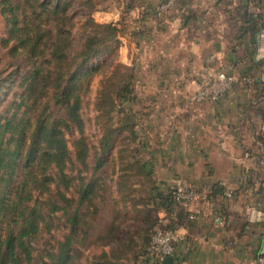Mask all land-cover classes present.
<instances>
[{"label": "trees", "instance_id": "trees-1", "mask_svg": "<svg viewBox=\"0 0 264 264\" xmlns=\"http://www.w3.org/2000/svg\"><path fill=\"white\" fill-rule=\"evenodd\" d=\"M75 3L87 13L78 21L69 13ZM240 3L234 8L238 14ZM94 8V0H0V46L9 47L11 56L22 55L25 63L20 74V66L5 77L0 70V89L15 73L18 81L13 99L0 111V264H80L82 255L76 245L88 236L108 199L97 172L107 164L113 147L119 148L121 161L113 170L119 172L114 181L117 195L108 193L113 216L99 239L113 242L119 236L128 214L125 208L134 212L132 219L139 220L140 226L126 231L122 251L101 250L86 256V264H124L118 259L127 250H133L134 264H159L148 255L157 223L151 215L164 212L169 219L166 226L171 228L184 224L188 216L173 187L156 177L160 143L149 136L144 106L134 108L141 99L139 75L133 68L123 73L115 68L105 79L104 84L116 77L117 89L114 94L105 90L106 85L99 90L95 118H110L114 112L119 117L114 126L103 127L98 146L88 145L81 91L82 80L93 69L86 65L110 54L120 43L112 23L93 18ZM125 13L124 9L122 20ZM154 15L157 17L156 11ZM243 16L246 29L255 37L264 27V14L245 10ZM191 17L185 12L182 23ZM138 33L141 29L131 34ZM54 107L63 115L53 117ZM63 127H74L78 133L71 141L73 153ZM71 169H75L74 175ZM223 192L224 187L215 183L205 193L208 199ZM62 215L66 216L62 227L67 229L62 237L34 247L32 238L41 232L51 236L61 226Z\"/></svg>", "mask_w": 264, "mask_h": 264}, {"label": "crops", "instance_id": "crops-1", "mask_svg": "<svg viewBox=\"0 0 264 264\" xmlns=\"http://www.w3.org/2000/svg\"><path fill=\"white\" fill-rule=\"evenodd\" d=\"M161 1L110 0L113 6L105 20L119 25L116 38L125 53L137 51L133 69L148 113L145 124L150 138L160 143L156 177L169 186L180 180L203 192L218 183L232 193L183 204L188 216L176 228L185 238L170 264H251L264 225L247 223L243 210L248 202L264 206L258 162L264 155V83L256 81L247 89L243 82L257 74L259 65L243 12L264 14V2L242 0L238 14L236 5L223 0H175L167 17L157 18ZM185 12L192 17L182 23L179 16ZM228 27L237 29L231 46L225 36ZM139 29L142 33L131 34ZM211 53L236 80L218 101L195 104L199 71ZM218 212L224 227L212 222ZM151 218L169 223L162 211Z\"/></svg>", "mask_w": 264, "mask_h": 264}, {"label": "rangeland", "instance_id": "rangeland-1", "mask_svg": "<svg viewBox=\"0 0 264 264\" xmlns=\"http://www.w3.org/2000/svg\"><path fill=\"white\" fill-rule=\"evenodd\" d=\"M94 1L95 8L91 12V15L96 21L107 23L105 22V20H108L110 17L108 13H110V11L112 10V2H110V0ZM250 10H254V12H256L257 8L255 10V8L252 7ZM69 13H72L74 15L75 21L83 19L87 14L85 11L80 9V7H78L77 3L70 7ZM236 30L237 29L235 27H228L225 33L226 40L229 42L230 46L234 44V38L237 34ZM2 34L3 24L0 22V39L2 37ZM8 48L9 47L2 48L0 46V70L2 71L4 77L9 73H12L14 70H17L19 66V74L25 68L24 57L22 55L11 56L8 53ZM132 50L129 56V53H125V50L121 47L120 42L116 46L115 50H113L110 54L92 59L86 65V68L93 69V71L86 75L85 78L82 80L81 91L83 102L81 108V115L85 120V136L87 138V142L89 143L88 145L92 144L98 146V141L101 136L103 127L107 125L114 126L116 124V120L118 119L119 115L115 112L112 113L110 118H106V116L102 117L101 119L95 118V116L99 113V111H97L95 108V103L97 100L96 98L98 96L99 90L103 88V85H106L105 90L108 93L114 94L115 90L117 89L116 77H111V79L107 81L106 84H104V81L105 79L111 76L115 68H118L119 72L122 73L125 70L127 71L132 68L130 65ZM17 83V73H15L12 75L11 81H9L3 86L2 89H0V111L1 109L7 107L8 103L13 99L15 91L18 90ZM137 87L138 89H140V82L139 84H137ZM138 103L134 104V108L140 109L142 107V101L141 103ZM52 110L53 117H60L61 115H63V113L61 111H57L55 107ZM63 131L68 141L71 153H73L71 141L74 137L78 136V133L74 129V127H71V129H66V127H63ZM118 139H120V136H118ZM123 143L125 142H122V144ZM118 150L119 148L114 147L110 149V158L108 159L107 164L104 165L103 168L97 172V174L103 178L105 191L108 199L104 202V204L101 205V210L96 219L94 220L88 236L82 243L76 245V248L82 255L79 261L80 264H86V256L90 258L94 254H99L101 250H105L107 253H109L110 251H122V249L119 248H121L120 243L126 238V231H133L139 228L140 226L139 220L132 219L134 212H131L128 210V208H125V211H127L128 214L125 220L121 222L119 236L113 242H103L99 239L101 236L104 235L105 230L111 220V217L113 216L110 199L112 195H117L116 189L114 187V181L116 177H118L119 172L118 174H116L113 172V170L116 171L121 164V161L118 158ZM70 171L71 175L75 174V169H71ZM110 180L113 182H111ZM110 182L111 188H109ZM72 191L73 190H70L69 193H71ZM108 193L112 194L111 197L110 195H108ZM57 215H59V213ZM65 217V215H62L60 219L57 218L59 219L58 221L61 222V226H58L53 229L51 236L49 233L41 232L39 235L33 237L32 245L37 248L41 247L44 244V241L48 239H50L52 242L57 239H60L62 235L67 231L66 228L62 227V221L65 219ZM57 223L58 222L56 221L55 224L57 225ZM132 255L133 250H127L125 253H123V256L118 260L122 261V263L124 264H134Z\"/></svg>", "mask_w": 264, "mask_h": 264}, {"label": "built area", "instance_id": "built-area-1", "mask_svg": "<svg viewBox=\"0 0 264 264\" xmlns=\"http://www.w3.org/2000/svg\"><path fill=\"white\" fill-rule=\"evenodd\" d=\"M225 1H230L233 5H238L241 2V0ZM259 1L264 2V0ZM174 4L175 0H163L158 3L155 9L157 17H167ZM179 21H183V16H179ZM253 46L254 59L258 61L259 65L256 75H247L243 78L247 89L256 81L264 83V27L257 30ZM217 60L218 57L213 53L206 56L204 64L199 71V79L192 96L195 104L214 103L232 88L236 80L234 75ZM261 131L264 133V123L261 125ZM258 162L262 167V183L264 186V155L259 158ZM172 187L176 199L181 203L207 200L205 192L186 186L180 180H174ZM224 194L230 196L232 193L224 189ZM243 215L249 224L264 225V206H260L255 202H248L244 206ZM212 222L217 227H224L225 225V221L219 212L213 214ZM166 224V222L160 221L153 227L148 248L149 257L160 262L165 256L173 257L176 252V246L182 243L185 238L178 228L167 227ZM251 264H264V235L260 239L258 249Z\"/></svg>", "mask_w": 264, "mask_h": 264}, {"label": "water", "instance_id": "water-1", "mask_svg": "<svg viewBox=\"0 0 264 264\" xmlns=\"http://www.w3.org/2000/svg\"><path fill=\"white\" fill-rule=\"evenodd\" d=\"M112 24H113V27L115 29V35H119V33H120L119 25L116 23H112ZM137 42H138V39H136L134 46H136ZM136 58H137V51L134 49V50H132L131 61H130V65L132 68H134L136 66ZM171 261H172V259L170 256H165L161 260L162 264H170Z\"/></svg>", "mask_w": 264, "mask_h": 264}]
</instances>
